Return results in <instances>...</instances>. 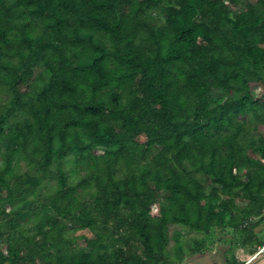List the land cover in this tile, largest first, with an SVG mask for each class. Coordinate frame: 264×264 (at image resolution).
<instances>
[{"label":"trees","instance_id":"16d2710c","mask_svg":"<svg viewBox=\"0 0 264 264\" xmlns=\"http://www.w3.org/2000/svg\"><path fill=\"white\" fill-rule=\"evenodd\" d=\"M253 85L264 0H0V264H176L174 224L263 245Z\"/></svg>","mask_w":264,"mask_h":264},{"label":"crops","instance_id":"0c3cea01","mask_svg":"<svg viewBox=\"0 0 264 264\" xmlns=\"http://www.w3.org/2000/svg\"><path fill=\"white\" fill-rule=\"evenodd\" d=\"M194 240L195 251L186 247L185 255L176 264H264V252L257 253L262 245H243L239 234L229 229L215 228L209 236L202 235L199 240H203L205 246L199 249L196 248L199 240Z\"/></svg>","mask_w":264,"mask_h":264},{"label":"rangeland","instance_id":"374dc122","mask_svg":"<svg viewBox=\"0 0 264 264\" xmlns=\"http://www.w3.org/2000/svg\"><path fill=\"white\" fill-rule=\"evenodd\" d=\"M252 92L255 95V97H263L264 96V87L263 86H259V85H253L252 86ZM158 211V205H153L152 207V213L156 214ZM181 229L183 232V239L184 240H194L197 239L199 240L201 238V236H204V233L202 234L201 232L198 231H189L188 229H186L185 226H182L180 224H174L171 226V232H173L174 230H179ZM236 235V234H234ZM80 243V242H79Z\"/></svg>","mask_w":264,"mask_h":264},{"label":"built area","instance_id":"2783aa9c","mask_svg":"<svg viewBox=\"0 0 264 264\" xmlns=\"http://www.w3.org/2000/svg\"><path fill=\"white\" fill-rule=\"evenodd\" d=\"M260 252H264V244L258 248L257 253Z\"/></svg>","mask_w":264,"mask_h":264}]
</instances>
